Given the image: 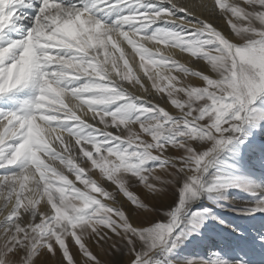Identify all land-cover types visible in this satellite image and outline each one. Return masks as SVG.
<instances>
[{
    "label": "snow or ice",
    "instance_id": "6c2138e0",
    "mask_svg": "<svg viewBox=\"0 0 264 264\" xmlns=\"http://www.w3.org/2000/svg\"><path fill=\"white\" fill-rule=\"evenodd\" d=\"M33 3L38 14L26 37L6 39L19 8ZM156 4L141 11L143 0H0V99L38 89L20 109H0V264H37L49 254L56 259L57 250L64 264H75L68 238L80 264H102L88 240L114 258L129 256L128 264H152L158 251L171 253L188 234L174 229L193 203L241 187L228 172L241 165V145L248 147L264 123V108L256 104L264 97V0ZM113 8L130 11L109 26L97 13ZM218 16L236 42L214 26ZM151 42L156 47L145 46ZM125 43L142 76L133 74ZM161 44L188 54L189 63L206 62L217 78L181 63L174 51L166 54ZM192 77L205 86H193ZM144 78L177 114L146 98ZM169 147L177 154L166 155ZM94 170L112 191L89 174ZM130 182L155 200L175 202L150 206L129 190ZM120 193L143 217L140 225L131 222ZM250 195L264 200V186Z\"/></svg>",
    "mask_w": 264,
    "mask_h": 264
},
{
    "label": "rangeland",
    "instance_id": "374dc122",
    "mask_svg": "<svg viewBox=\"0 0 264 264\" xmlns=\"http://www.w3.org/2000/svg\"><path fill=\"white\" fill-rule=\"evenodd\" d=\"M241 6L247 7L243 3ZM219 21L221 20L219 19ZM222 21H224L225 27L230 26L224 17ZM229 28L228 32H231L229 37L233 38L234 33L231 31V27ZM226 35H228L227 32ZM203 70L204 66L199 67V70L196 71H202L213 79L217 78L210 69ZM193 86L204 87L205 84L199 80L198 83L194 82ZM256 104L264 108V97L258 98ZM141 138L150 140V137L147 136ZM248 141H250L248 147L241 145L240 148L241 165L228 172V178L241 187H229L223 190L219 197L214 199L204 197L193 203L184 222L178 223L174 229L177 235L182 231H187L188 234L182 237V242L171 253L167 251V248L158 251L152 259V264H222L224 261H227L228 264H235V262L264 264V211L254 210L253 207L257 204L264 207V200L256 199L250 195V191L264 186V123L248 137ZM165 154L176 155L177 153L169 147ZM249 167L263 173L260 183L249 171ZM62 168L63 166H61V170L67 175V170ZM157 172H160L158 168ZM130 183L132 186L129 190L150 206L164 209L175 202L171 197L155 200L142 185L136 182ZM117 199L124 209L129 210L126 214L132 217L131 222L136 226L140 225L143 217L131 211L135 206L131 205L122 193L118 194ZM194 225L198 226L194 227ZM87 243L89 249L100 259L102 264H111L114 259L117 264H128L131 259L127 255L114 258L110 252L106 253L101 250L94 240H88ZM90 243L93 244L90 245ZM72 247L70 254L73 255L75 264H80L81 253L78 246L74 244ZM61 255L56 260L64 264L60 259ZM44 259L50 261L51 264H56L49 255ZM37 264H39V260Z\"/></svg>",
    "mask_w": 264,
    "mask_h": 264
},
{
    "label": "bare ground",
    "instance_id": "6f19581e",
    "mask_svg": "<svg viewBox=\"0 0 264 264\" xmlns=\"http://www.w3.org/2000/svg\"><path fill=\"white\" fill-rule=\"evenodd\" d=\"M228 2H232V0H228ZM143 3H144V8H141V11H144L148 7L149 4H156V0H143ZM156 7L160 8V9H164V8H167L168 5L156 4ZM129 11H130V9L113 8L111 10H104V11L98 12L97 16L106 25L110 26L118 17H120L124 14H127ZM37 14H38L37 5L35 3H33L32 6L19 8V10H18L19 19L16 21L14 26H11L9 28V30H7L6 39H10L12 41H15V40H19L21 38L26 37L27 32L34 26V18L37 16ZM219 19L221 21H219ZM222 20H223V16H218L216 18H212V23L227 38H229L233 42H236L234 37L233 38L229 37V35L231 34V32L230 33L228 32L230 30V28H229L230 26L225 27L226 25L224 24V21H222ZM158 26L159 25H154L153 28L158 27ZM164 27L168 28V29H174L175 25L174 24H167V25H164ZM148 31H152V29H148ZM226 32L228 35H226ZM145 46L150 47V48L156 47L154 42L147 43ZM159 46L161 47L162 51L165 52L166 54L171 55V54H173V51H174L176 57L178 59H180L181 63L186 64V66L192 67L194 70H199V67H202V66H204V69H205V67L210 69V66H208L206 64V62H204V61L193 60L189 63L187 60L188 54H181L178 50H170L167 48V46H165L163 44H161ZM121 47H123L125 49L126 58L129 59L130 66L133 67V74L134 75L140 74L142 76V70H139V68H138L139 58L134 57L131 47L127 46L126 43L122 44ZM117 55H119V54L117 53ZM120 65H121V69H123V61L120 62ZM148 70L150 73H152L155 71V68H154V66L150 65ZM173 74L175 75V73H173ZM191 80L193 82H196V83H198V81H199L196 77H192ZM143 82L150 89V92L146 98L149 99L151 103L158 104L159 106L164 107L165 110L169 111L170 114L175 115L178 113V110L175 109V107L173 105H171L170 102H167L166 94H160V93H157L154 89H151L150 82H148L146 80V78H144ZM134 94L143 95V92H135ZM37 95H38V89L33 88L31 86H29L26 89L14 91L13 93L9 94L10 98L0 99V109L10 110V111L20 109L23 106L24 101L33 100ZM161 95H164V100H161ZM66 103H67V101H66ZM56 107H59V105H57ZM77 115H80V113H77ZM89 115H91V113H89ZM89 122H91V121H89ZM129 126L136 129L137 131L139 130L138 125H129ZM123 128H124V126H121L120 130H123ZM120 130L112 129L113 132L120 131ZM52 142L57 143L54 140H52ZM59 167L61 168V166H59ZM249 171L255 176V178L258 180V183H260V180L263 178V173L256 171L254 168H251V167H249ZM0 173H2V170H0ZM89 174L92 175V177L94 179H96L98 183L102 182L105 187H108L109 191L113 190L114 186H110L109 183L106 181V179L99 175L98 170H94L92 173H89ZM67 175H69V179H71V180H73V182L77 183V186H81V185H79V182L75 181L74 175L69 174V173ZM229 179L231 180V178H229ZM163 200H164V198H163ZM142 221H143V219H142ZM66 243H67V246L69 247V250L73 249L72 245H74V241L72 240V238H68ZM91 244H93V243H90V245ZM87 247H88V243H87ZM60 254H62V253L59 250H57V252L55 253L56 258ZM49 256L52 257V254H49ZM53 262L56 264H63L60 261H57L56 259H53ZM39 264H51V263H50V261H46V259H44L43 261L39 260Z\"/></svg>",
    "mask_w": 264,
    "mask_h": 264
}]
</instances>
